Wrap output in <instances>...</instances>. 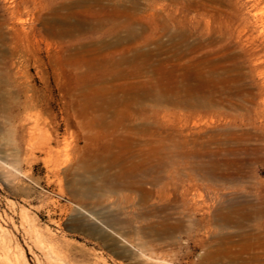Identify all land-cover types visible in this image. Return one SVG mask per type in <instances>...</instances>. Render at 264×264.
Masks as SVG:
<instances>
[{
  "label": "rangeland",
  "instance_id": "374dc122",
  "mask_svg": "<svg viewBox=\"0 0 264 264\" xmlns=\"http://www.w3.org/2000/svg\"><path fill=\"white\" fill-rule=\"evenodd\" d=\"M81 11H87L88 19L91 20H104L112 14L127 12L132 17L131 21L137 23L136 28L140 36L137 40L133 39L118 47L108 46L114 42V36L108 33L112 26L115 28L123 26L120 25L123 23V18H118L113 24L105 22L100 28L87 26L75 32L76 34L74 33L72 37H47L46 32L51 28L50 21L55 18L61 24L68 19L69 13ZM74 20L75 18H69L68 22L75 23ZM0 24H3L0 29L2 37L0 40V70L5 69L12 72L24 70L28 73V83L39 92L33 96L35 100H39L40 111L30 110L22 113L21 117L30 120L40 117L56 122V126L51 124L52 126L46 127L47 134L55 136L59 141L57 149L62 151V159L65 157L69 159L68 163L61 165L59 173L53 171L52 164L45 162V155L38 151H35L30 160L26 162L28 150L23 143L21 125L0 112L1 259L5 256L11 264H47L48 260L44 254L48 247L52 246L62 250L66 249L65 251L70 247L71 252L78 251L85 254L89 252L87 255L91 260L99 257L105 261L103 264H197L199 256H202L204 251L206 253L208 247L211 246L207 244L208 240L211 241L218 235L217 239L220 238L221 243L217 240V253L221 264H264V0H92L86 4H78V0H0ZM61 26L55 29L58 31ZM171 35H174V41L180 44L174 47L175 51L173 46L171 47L172 43L170 44ZM47 42L50 43L49 48L46 46ZM137 50L140 52L137 53ZM133 53L135 55L149 53L155 58L163 59L162 63H168L164 58L176 53L179 57L177 63L189 67L196 66L207 82L206 92L207 89L211 95L215 92L214 95L209 96L211 99L208 97V92L201 93L202 96L198 94L200 98L198 101L206 104L203 110L188 107L183 102L157 101L153 97H145L146 99L143 98L141 101V98L136 106L138 110L131 112L132 114L124 121V125H131V128L129 126L120 127L122 131L125 130L123 133L126 132L124 134L126 137L136 138L133 139L132 148L142 152L144 157H148L143 167L148 165V161L151 165L147 166L149 167L147 170L143 168L138 170L142 176H139L140 174L136 171L133 180L139 178V181H152L157 177L162 181H168L171 177L175 181L198 180V184L202 185L199 192L202 193L204 199L206 198V202L204 206L201 205L199 211L195 212V215H189L188 211H185L180 216L171 210H164L158 214L159 217H153L149 216L148 210L150 207L154 208L155 205L150 203L153 201L156 204L154 209H160L163 205H160V202L151 200L145 205L143 201L140 202L141 198L136 192L124 191L126 196L124 198L108 194L104 181L113 178L119 169L107 165V155L103 154L100 148V150H95L102 146L101 143L95 144L93 151L95 154L101 153L100 158L97 159L100 163L102 162L103 167L108 166L107 170L101 167L98 160L95 161L94 152L91 156L85 149L84 141L89 133L77 126L83 118L80 115L79 103L76 101L78 93L75 89L84 78L86 79L87 60L92 57H118L122 54L132 55ZM152 70H145L139 80L146 82L151 80L150 82L153 81V83L157 81L159 85L162 83L163 85H168V83L174 85L179 81L196 84L193 79V70L190 68L172 70L169 74L167 72L156 74ZM120 82L122 81L113 80L110 83ZM0 89V92L5 94L4 101H8L10 87L5 85ZM206 99L209 100V104ZM41 108H46V111H41ZM90 111L89 116L96 114L94 110L89 109L88 112ZM29 125L32 124L29 123ZM154 126L157 128H153ZM69 130L72 134L71 138L67 134ZM147 130L152 131V135ZM212 138L213 142L210 140ZM181 140L184 142L182 143ZM197 144L200 146L198 150H204L206 153L203 164L209 165H203V169H199V166L195 167L198 163L194 161V164L193 158L185 162V159L180 157L183 152L184 154L190 153L191 150L193 152ZM156 145H160L161 152L162 149L173 150V158L178 160V163L174 167L164 165L161 167L153 159L150 160L151 153L148 151L151 152L152 147ZM206 147L209 148L206 149ZM208 152L210 153L207 154ZM86 156L91 157L92 159H89L91 161L85 162ZM216 158L217 165L210 162ZM104 159H106L105 162ZM98 168L104 171H99ZM94 169L97 170V174ZM92 171H95V175ZM146 172L148 174H145ZM87 180L93 181L92 184L95 183L94 187L96 186L94 193L89 194V198L87 196L83 199L82 205L87 203L85 205L89 207V209L85 207L87 210L93 208L101 215L109 214L108 217L118 215L124 221H132L124 226L123 241L117 247L108 238L107 240L101 238L90 230L86 231V228L75 229L70 226L74 216L79 210L81 211L78 204V188L80 187L76 185L79 181ZM210 181L214 182L210 183ZM230 181L231 184H229ZM74 189L76 192H72ZM107 194L110 197H107ZM229 208H231L233 219L232 223L228 224L229 226L226 225L227 228L221 221L217 222L219 228L216 227V229L213 228L214 225L213 227L208 225L207 222L212 218L214 211L222 210L221 213L224 215L230 211ZM72 211L75 212L74 215ZM165 216H171V220L181 219L184 223V231L179 232L181 234L176 233L174 238L175 241L180 242L179 244L172 245L171 239H168L166 235L161 237L164 241L160 238L157 243L151 236H147L150 233L147 231H152L149 227L153 228L154 225L159 227L158 223L163 222L166 219ZM198 219H203L201 225L198 224ZM155 221L158 223L155 224ZM189 221L192 222L189 223ZM102 227L106 229L105 232L108 230L110 233L111 230L108 227ZM151 239L153 247L150 245L145 247L142 244ZM196 239L203 240L205 247L196 245ZM220 244L222 245L219 246ZM226 245L229 249H225ZM213 249L211 247L210 250ZM185 251H189L190 255L187 256ZM90 252L93 253L90 254ZM3 253L6 254L3 256ZM171 254H175V257Z\"/></svg>",
  "mask_w": 264,
  "mask_h": 264
},
{
  "label": "bare ground",
  "instance_id": "6f19581e",
  "mask_svg": "<svg viewBox=\"0 0 264 264\" xmlns=\"http://www.w3.org/2000/svg\"><path fill=\"white\" fill-rule=\"evenodd\" d=\"M89 2H92V0H78V4H86V3H89ZM88 15H89V13L87 11H81V12H76V13L71 12L68 15V19L69 18H75V20H74L75 23L68 22V19H65L66 21L61 23V24H63V26H61L60 22L54 18L52 21L49 22V25L51 26V28H49V30L46 32L47 37H50V38L51 37L52 38H54V37H56V38L72 37V35L75 32H79V30L81 31V29H84L85 27L87 28V26H91V27H94V28H100V27H102V25L105 22L106 23L111 22L113 24L114 20H116L118 18H121V19L123 18V23L120 24V25H123V26L116 27V28H115V26H112L111 30L108 33L112 34L114 36V42L111 43V44H108V46L118 47V46H121V44H123L125 42H128V41H131L133 39L137 40V38L140 36L139 31L136 28V24L137 23H134L133 20L131 21L132 17L129 14H127V12H122V13H118V14H116V13L112 14V15H110L109 17H107L104 20H101V19L100 20H91V19H88ZM2 25L3 24H0V29H1ZM57 26H61L60 29L58 28L59 29L58 31L55 29V27H57ZM11 29H13V28H11ZM173 36L171 35L169 40H170V44L172 43L171 47L173 46L172 48L174 50V47L176 48V47H178L177 45H180V44L174 41V37ZM1 38L2 37L0 35V40H1ZM183 44H185V43H183ZM46 46H47V48H49L50 47V43L47 42ZM105 46H107V44ZM136 52L139 53L140 51L137 50ZM134 53L132 55H124V54H122V55H119L118 57H113V56L112 57L111 56H105V57H100V58L92 57L91 59L87 60L86 71H85V73L87 75L86 79L84 78V80L81 81V83L77 86V89H75L73 87L75 90H77L78 94H76V97H77L76 101L79 103L80 115L84 119V120L82 119L81 122H78L77 126H79V128L82 131H87V133H89V134H87L88 136H87V138L84 141L85 142V149H87V152H89L90 155L93 152H94L93 154H95V151H93L94 150L93 147L96 146L95 144L101 143L102 146L95 148V150L96 149L97 150L101 149L100 151L103 152V154L105 153L107 155L106 156L108 158L107 159L108 160V164L107 165H109L111 168L112 167H115V168L117 167L119 169V172L117 171L118 173H116V174L114 173L115 175H113L114 177L112 176L113 178L109 179L108 181L106 180L107 178H105L106 181H104V183H105L104 187L106 188V191H107L108 194L117 195L119 197L122 196L124 198V196H125V194L123 193L124 191L136 192V194H139V196L141 198V201L140 200L139 201L140 202L143 201V203L145 205L148 204V202L151 201V200H156L157 202H160L161 203L160 205L163 204L161 207L159 206L160 209H154L156 207V204L153 203V201H152V203H150L151 205H155V207L152 208V209L149 206L150 210H148L149 211V213H148L149 216H153V217L154 216L155 217L156 216L159 217L158 214H160L161 212H164V210H171V211L174 212V214H177V215H180V216L185 211L186 212L188 211L187 214H189V215L190 214L191 215H193V214L195 215V212L199 211L201 209V205L204 206V204L206 202L205 201L206 198L204 199L203 196H202V193L199 192L200 186H202V185L198 184V180H196V181H190V180L189 181H175L172 177L169 178L168 181H162V179L159 178V177L154 178L153 180L151 179L152 181H145V180L144 181H139L138 180L139 178H137V179L134 178V180H133L132 178L134 177L136 171L138 172V170H140L141 168H143V170H147V168H149L147 166H151V165L149 164L150 161H148V165L146 166V164H145L146 167L145 168L143 167L144 163L145 162L147 163L148 157H144L142 152H139V151H137V150L132 148L133 139L135 137L133 139L126 137V135H124L126 132L123 133L125 130L122 131V129L120 127L126 126V124L124 125V121L127 119V117H129V115H131L133 112H135V110H138V109H136V106L138 104V100L141 99V98H142L141 101L143 100V98L146 99L147 97H153L157 101H166V102L171 101L172 103H174V102H183V103L187 104L188 107L191 106L194 109L195 108L196 109H201L202 108L201 110H203V108L205 109L206 104H201L198 101L200 99L198 96L199 95L202 96L206 92V83L207 82H205V80H204L203 73L200 72L196 68V66L189 67V66H186V65L183 66V65H180V63H177L179 57H178V55L176 53H174L171 57L164 58V60H166V62L168 61V63H165V62L162 63L161 60H163V59L158 58V57L155 58V56L153 57L149 53H143V54H137V55H135L136 53L135 54ZM190 63L191 62H189V64ZM180 68L184 69V70H187V69L190 68L191 70H193V74H194L193 79H194V82L196 84H193V83H190V82H181V81H179L178 83H175V84L173 83L174 85H172V83L171 84L168 83V85H163L164 83H162V84L159 85V84L156 83L157 81L155 83H153V81L150 82L151 78L149 79L150 80L149 82H146L144 80L143 81L139 80L142 77V73L145 70H147V69H151V70L153 69L154 71L152 70V72H155L156 74L157 73L165 74V72H167L169 74V73H172V70L174 71V70L180 69ZM147 72H149V71H147ZM27 74L28 73H26L24 70H15L13 72L10 71V70H5V69H3L2 71L0 70V87L1 86H5V85L10 87V89H9V91H10L9 92V94H10L9 98L10 99L8 101H6V102L4 101L5 100L4 99L5 98L4 97L5 94L0 92V112L3 115H5V117H8L9 119H11L13 122H18L21 125L20 130L23 132V137H22L23 138V143L26 145V149L28 150V155H26V158H25L26 162H28L30 160L31 156L33 155V153L35 151H38V152H40V153L45 155V158H44L45 162L48 161V162H50L52 164L53 171L56 172V173L57 172L59 173L61 165L65 164L66 162L68 163L69 159H67V157H65V159H62V155H61L62 151L57 149L59 141L57 140V138L55 136H52V135L49 136L47 134L46 127L49 126V125L52 126L51 124H55V126H56L57 125L56 122L52 121L51 119H47V118H40V117L37 118L36 117L34 120H30V119H26V118L23 119L21 117L22 113H27L30 110H33V111L34 110H38L37 112L40 111L39 106H38L39 100H35L34 96H33L34 94H38L39 92L34 87H32V85H30L28 83V80H27L28 79V75ZM204 75H205V73H204ZM153 76L154 75L152 74V77ZM113 80H115V81L118 80V81H122V82L117 83V84L110 83ZM210 80H212V79H210ZM107 81H108V83H107ZM210 90H212V89H210ZM0 91H1V89H0ZM207 92L209 93L208 97L214 95V93H215L214 92L211 95L210 92L208 91V89H207ZM201 93H203V94L201 95ZM72 94H71V96H72ZM73 95H75V94H73ZM205 96H207V95L205 94ZM206 101H207L208 104L210 103V102H208L209 100L206 99ZM170 105H171V103H170ZM158 107H159V103H158ZM155 108H153V109H155ZM89 109L94 110V112H96V114L93 115V116H91V115L89 116L88 113H91V111L88 112ZM20 110H22V112H20ZM43 110L46 111V108H41V111H43ZM158 118H160V117H158ZM162 119H163V117H162ZM26 122H28V123H26ZM127 122H129V121H127ZM29 123H31L32 125H29ZM127 126H129V125L127 124ZM129 127L131 128V125ZM150 127H149V129H150ZM155 127L156 126H154L153 128H155ZM136 131H138V130H136ZM147 131L150 132L149 130H147ZM151 132H150V134H151ZM67 134L71 138L72 134H71L70 130H69V132ZM145 134H147V132ZM180 134H179V136H180ZM128 135H130V134H128ZM151 135H150V137H151ZM168 135L170 136V134H168ZM66 138L64 140H66V143H67L68 142L67 141L68 138L67 139ZM209 138H211V137L209 136ZM169 139H170V137H169ZM169 139H167V140H169ZM68 140H71V139H68ZM190 140H192V139H190ZM210 140L213 142V138L210 139ZM179 141H180V138H179ZM181 141H182V143L184 142L183 140H181ZM189 143H190V141H189ZM192 143H193V140H192ZM200 143L202 144V142H200ZM153 144H155V143L153 142ZM197 145H195V146H197ZM176 146H178V145H176ZM192 146L194 147V144H192ZM204 146H206V145H204ZM179 147H177V148H179ZM199 147L200 146L198 145L196 149H193L194 150L193 152H191L192 151L191 150L190 153H186V154H184L185 152L181 153L180 157L185 159V162H186V160H188L190 158H193V163H194V161H196L198 163L197 166L194 163L195 167L199 166V169H203V167L205 165H207V164H205V165L203 164L204 163L203 158L206 157V155H205L206 153H204V150L203 151L198 150ZM207 148H209V147H206V149ZM148 149L150 150V148H148ZM187 151L188 150H186V152ZM208 151H210V150H208ZM148 153H151L150 154L151 155L150 160L153 159L156 163L160 164V166L164 165V166L174 167L178 163V160H175L173 158V156H174L173 155V150H171L169 148L167 150L162 149V152H161L160 145H156V146H153L152 149H151V152L148 151ZM209 153L210 152H208L207 154H209ZM100 154L98 153V154L94 155L96 157L95 161L98 160L97 158H100V156H101ZM208 157H210V155ZM90 158H89V156L88 157L86 156L85 162L86 161L87 162L91 161V160H89ZM208 159H210V158H208ZM105 161H106V159H104V162ZM98 162H99V160H98ZM210 162H212L213 164L217 165V158L214 161H210ZM210 162H208V163H210ZM100 164L102 165V162ZM100 164H98V165H100ZM188 164H190V162ZM96 166H95V168H96ZM207 166H209V165H207ZM101 167H103V165ZM103 168H104V170H105V168L107 170L108 166L107 167L104 166ZM111 168L109 169L110 171H111ZM191 168H192V166H191ZM13 169H15V167H13ZM91 169L93 170V168H91ZM150 169H148V170H150ZM87 170H89V169H87ZM87 170H86V172H87ZM98 170H99V168H98ZM100 170H103V169H100ZM95 171H96V174H97V170H95ZM95 171H92V173L94 172V175H95ZM114 172H116V171L114 170ZM143 172H145V171H143ZM149 172H151V171H149ZM155 172H156V170H155ZM88 173H89V171H88ZM145 174H148V173L146 172ZM205 174H206V172H205ZM99 175H101V172H99ZM102 175H103V172H102ZM106 175H108V174L106 173ZM196 175H199V174H196ZM139 176H142V175L140 174ZM146 176H148V175H146ZM175 176H176V174H175ZM206 176H208V175H206ZM96 177L98 179V175ZM105 177H107V176H105ZM102 178H104V176H102ZM211 178L212 177H210V179ZM94 179H96V178H94ZM178 179H179V177H178ZM135 180H137V181H135ZM215 180H216V178H215ZM92 182L87 180V181H79L78 185H76V183H75V185L77 187L78 186L80 187V188H78L79 189V191H78L79 203L78 204L80 205L79 207H80L81 211L79 210V212L76 214V216H74L75 218L73 219V221H72L73 223L70 226H72V228H75V229L76 228H80V229L81 228L82 229L86 228L85 229L86 231L90 230L93 233L98 234L101 238H106V240L108 238L117 247L123 241V232L122 231H123L124 226L129 225L132 221H124V220H122V218L120 216L114 215V213L112 214L114 216L108 217L107 215H109V214L106 215V214L103 213L104 215H101L98 212H97L98 213L97 214L93 210V208H91V210H93L95 213H93V211L91 212V210H87L85 208V207H87V206H85L87 203H85V205L83 206L82 202L84 201L83 199H86V197L89 194H93L94 193L96 186L94 187L95 183L93 185ZM211 182L213 183L214 181H210V183ZM99 183H100V181L98 180V184ZM231 183L232 182L230 181L229 184H231ZM203 185H205V184H203ZM213 186H215V185H213ZM98 187H100V186L98 185ZM75 189L72 192H76ZM98 190H100V189H98ZM101 190H103V189H101ZM98 192L99 191H97V193ZM209 193H208V195H209ZM108 194H107V197H110V195H108ZM71 195H73V194L71 193ZM210 195H211V193H210ZM215 196H217V195L215 194ZM74 197H75V194H74ZM89 197L90 196H88L87 198H89ZM126 200H128V199H126ZM209 201L211 202V200H209ZM139 203H137V204H139ZM226 203L228 205V202H226ZM135 204H136V201H135ZM108 205H109V202H108ZM141 205H143V204H141ZM227 205H225V207ZM232 206H234V205L232 204ZM102 207H104V206H102ZM114 207H116V206H114ZM221 207L224 208V206H221ZM87 208L89 209V207H87ZM234 208H235V206H234ZM237 208H238V205H237ZM99 209H100V207H99ZM215 209H217V208L215 207ZM230 209L231 208H229V210ZM101 210H103V209L101 208ZM189 210H191V211H189ZM232 210H233V208H232ZM221 211H217V210L214 211L212 218H210V221L207 222L208 225L211 226V227H213V225H214V227H213L214 229H216V227H218L217 226V222L221 221L225 225V228H227L226 225L232 223V219H233L232 218V211L230 210L227 214L224 213V215H222ZM243 211H244V209H243ZM145 212H146V210H145ZM235 212H236V210H235ZM139 213H141V212H139ZM209 213H210V211H209ZM74 214H75V212H73V215ZM144 215L146 216V214H144ZM185 216L188 217V215H185ZM183 217H184V215H183ZM240 218H242V217H240ZM171 219H172V217L168 216V217H166L165 220H163V222L158 223V222L155 221L156 222L155 224L158 223L159 227L154 225L153 228L149 227L150 226V222H149V226L148 227H149V229H152V231H150V230L147 231L148 233L150 232L149 234L147 233L148 234L147 236H151L153 241L156 240L155 242L157 243V240H160V238L163 235H166L168 239H171L170 243L172 245L179 244L180 242L175 241L174 238H175V234L176 233L184 231L183 230V224L184 223L181 221V219H179V220H175L174 218H173V220H171ZM194 219H196V218H194ZM149 220H150V218H149ZM158 221H160V220H158ZM190 222H192V221H189V223ZM202 223H203V219H198V224L201 225ZM207 223H206V225H207ZM146 224H148V223H146ZM194 224H196V223H194ZM102 226L108 227L112 232L110 231V233H108V230H107V232H105L106 229L104 230L103 229L104 227H102ZM148 227H147V229H148ZM186 227H187V224H186ZM141 229H143V227ZM147 229H144V230L146 231ZM220 229H223V228H220ZM71 231H72V229H71ZM213 231L215 232V230H213ZM188 233H189V231H188ZM200 233H202V232H200ZM215 233H217V232H215ZM179 234H181V233H179ZM209 235H211V234H209ZM192 236H194V235H192ZM217 236L218 235H216L215 238L211 239V241L208 240L209 242H207V244L209 243L211 246L208 247L209 249H207L206 253L204 251L203 252L204 254L202 256H199L197 264H219V263L221 264V262H219V258H218L219 254L217 253V248H218L217 243L220 241V238L217 239ZM244 236H246V235H244ZM153 237H155V238H153ZM145 238H147V237H145ZM227 238H228V236H227ZM152 239L150 241L149 240H147L145 242L142 241L143 242L142 244L145 247L146 246L148 247V245L153 247ZM103 240L106 241L105 239H103ZM161 240H163V238H161ZM203 240H204V238H203ZM203 240H199V239L197 240L196 239V241H197L196 245H198L199 247H203L204 246L203 245ZM217 240H218V242H217ZM36 241H37V239H36ZM38 242H39V240H38ZM38 242H36V243H38ZM108 243H110V242H108ZM112 243H110V244H112ZM219 243H221V242H219ZM222 244H220L219 246H221ZM227 244H228V242H227ZM71 245H72V243H71ZM105 246H106V244H105ZM165 246H166V244H165ZM226 246L227 247L225 249H227L229 247L228 245H226ZM141 247H142V245H141ZM211 247H212V249L213 248L214 249L210 250ZM65 248H66V246H65ZM221 248H220V250H221ZM41 249H42V247H41ZM71 249L69 247V249H67V251H65L66 249L62 250L61 248H58V247L53 248L52 246H49L48 250L44 254L47 257V260H48L47 264H103V263H105L104 260L100 259L99 257H98L99 259L95 258L94 255H93L94 260L93 259L91 260L90 256L87 255L89 252L86 253V254L82 253V252L79 253L78 251L71 252L72 251ZM121 249L122 248L120 247V251H121ZM166 249H168V248H166ZM6 250H7V246H6ZM113 250H114V248H113ZM203 250H205V249H203ZM2 251H4V250H2ZM79 251H81V250L79 249ZM173 251H174V249H173ZM8 253L10 255L9 251H8ZM92 253L93 252H90V254H92ZM173 253H175V252H173ZM199 253H201V252H199ZM5 254L6 253H3L2 255L4 256ZM231 254H233V253L231 252ZM174 255H172V256H174ZM186 255L187 256L190 255L189 251L186 252ZM165 256H167V255H165ZM235 256H236V254H235ZM233 258H234V256H233ZM10 259H11V257H10ZM0 260H1V264H11L10 261L8 260V258H5V256H4V259L0 258ZM225 261H227V260H225ZM232 261L234 263V260H232ZM236 262H237V260H236Z\"/></svg>",
  "mask_w": 264,
  "mask_h": 264
}]
</instances>
